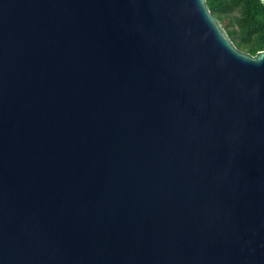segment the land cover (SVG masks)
Masks as SVG:
<instances>
[{"label":"water","instance_id":"obj_1","mask_svg":"<svg viewBox=\"0 0 264 264\" xmlns=\"http://www.w3.org/2000/svg\"><path fill=\"white\" fill-rule=\"evenodd\" d=\"M0 264H264V50L206 0H0Z\"/></svg>","mask_w":264,"mask_h":264},{"label":"trees","instance_id":"obj_2","mask_svg":"<svg viewBox=\"0 0 264 264\" xmlns=\"http://www.w3.org/2000/svg\"><path fill=\"white\" fill-rule=\"evenodd\" d=\"M212 14L242 51L264 50V5L260 0H206Z\"/></svg>","mask_w":264,"mask_h":264}]
</instances>
